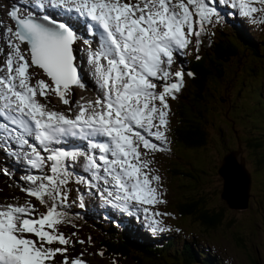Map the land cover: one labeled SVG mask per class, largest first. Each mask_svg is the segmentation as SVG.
Here are the masks:
<instances>
[{"label":"snow or ice","instance_id":"snow-or-ice-1","mask_svg":"<svg viewBox=\"0 0 264 264\" xmlns=\"http://www.w3.org/2000/svg\"><path fill=\"white\" fill-rule=\"evenodd\" d=\"M31 2L42 12L62 9L91 22L100 41L91 60L103 94L95 101L77 102L75 115L50 108V94L70 105L73 86H83L73 48L78 34L69 23L51 15L38 18L28 11L22 16L19 4L11 8L8 15L16 28L5 29L11 50L0 68V139L15 141L19 152L9 154L22 156L27 166L38 171L20 177L27 182L21 191L47 210L39 212L30 201L0 203V264H57L58 255L62 257L59 264H88L83 253L68 256L73 241L59 230V225L67 222V213L61 209L67 201L64 186L72 178L69 169L73 163L85 157V168L91 172L92 179L78 176L80 183L92 189L97 187L93 180L102 181L106 187L99 194L109 204L124 209L139 206L137 210L150 213L152 223L159 226L156 217L166 214L151 209L166 203L160 190L162 178L152 169V159L146 157L148 152L170 150L152 138L164 145L169 142V98L176 99L186 84L183 67L173 72L172 66L178 56L187 54L192 37L199 45V38L220 19L217 5L231 4L244 16L264 13V8L254 6L255 0ZM259 3L264 5V0ZM25 43L29 55L21 50ZM33 66L42 69L49 80L33 83ZM187 76L195 73L189 71ZM157 82L162 86L159 91ZM68 137L83 139L90 151L60 146ZM101 137L104 139H98ZM46 167L50 174L43 172ZM0 171L11 174L6 168Z\"/></svg>","mask_w":264,"mask_h":264},{"label":"rangeland","instance_id":"rangeland-1","mask_svg":"<svg viewBox=\"0 0 264 264\" xmlns=\"http://www.w3.org/2000/svg\"><path fill=\"white\" fill-rule=\"evenodd\" d=\"M17 4H19L25 11H28L29 5L34 6L30 1L25 4V0H0V56H3L4 53L11 50L5 40L8 36L5 29L7 27L13 28V25L16 28L15 21L8 15V13L11 8ZM254 6L264 8V5L260 4L259 0H255ZM218 7L226 9V20H234L239 25L244 24L249 33H252V37L257 36L260 32L264 31V13H254L241 19L237 16L234 8H230L224 4H219L217 5V8ZM21 8L20 11L23 13ZM37 10V7L33 8V12L37 13ZM51 14L53 15L54 12H51ZM218 22L223 26L220 25L222 30L228 28V22L222 21L221 19H219ZM84 33L87 35L85 30ZM207 34L214 38L216 36L215 29L210 27ZM86 40H88V38ZM82 41L83 40L78 39L73 45L75 51L80 52L79 57L81 58V65L82 63H86V59L90 53L89 47L86 45L87 42ZM27 46L26 43L22 44L21 50L26 55H29ZM238 47L240 49L244 48L242 44H238ZM5 60L6 59H2V62H0V68H2V64L5 63ZM186 62V55L178 56L176 62L172 66L173 72L180 70V63ZM232 70L235 71L234 75L231 76V84H229L228 80H226L225 83H216V87L220 89L221 96L224 97L223 102L219 101L218 98L217 101L213 100L211 102L219 107H223L224 100L229 97V99H232L233 103H235L234 107L225 111V109L211 108L207 103L204 105L206 108L205 117L209 120H214V122L209 124L207 128L210 140L207 141L206 138L204 145L185 148L183 144L174 142L171 138L169 139V136L167 135L169 142L166 145H164L163 142L160 143L162 146L170 150L148 152L146 158L152 159V169L155 170V174H159L162 178L160 182L162 187L160 190L163 193V199L166 201V203H160L153 206L151 210L154 209L155 211V209H157V212L166 214L158 216L163 220L165 230L173 229L179 233L180 237L186 235L185 237L191 238L193 236L195 239L193 241L199 245V248L208 252L209 255L215 256L219 260V264H264V220L260 219L257 214L262 212L264 217L262 205L263 200L261 199L260 188H256L263 186L264 136L261 140V152L254 157L250 145L252 142L256 141V139L251 138V133L249 131V128H253L254 125L264 131V124L262 125V122L264 121V82L262 85L264 71L260 69L258 76L252 80H245L241 83V86H239L240 80L238 81V84L236 81L238 80V77L242 75L243 71L241 70V67ZM232 70L228 71L232 72ZM30 72L36 73V76L32 81L33 83H35L37 79H44V77L47 79H45L46 81L49 80L43 70L38 67H31ZM224 74L225 77H223V80L226 79L227 71L224 72ZM237 75L239 76L237 77ZM185 81L187 83L186 77ZM215 81L217 80L215 79ZM83 87L89 88L90 84H85L82 87L73 86L69 94V99L72 101V104L70 105H64L58 96L54 93L50 94L52 103L49 104V107L70 115L71 112L69 109L71 108L73 110V103L80 102V94L84 91V89L82 90ZM161 87V83L157 82L158 91L161 90ZM91 92L93 93L92 89ZM91 98H94V96L91 95ZM37 99L42 103H46L44 98L40 96ZM169 104L171 108V119L174 107L170 100ZM184 113H186L185 110ZM227 117H229V119H227ZM257 136H259V134H257ZM153 141L157 143L155 138ZM141 151L145 150L141 148ZM231 155H234V157ZM224 159H230L226 162L229 167H231V170L233 171V169H235L239 179H244L245 181V183H243L245 184V188L242 189L240 186L239 189L242 195L240 205H229L221 196V190L223 191V178L219 173L218 168L222 166ZM0 160L2 162L11 161V155L4 146L0 148ZM19 160L22 159L19 158ZM83 160L84 159L79 158L75 162V166L78 167L79 164L82 165ZM183 161L189 162V166L184 164ZM240 161H244V165L250 174V187H252L253 194H249L248 197L251 196L250 198L254 201L255 206L252 203L248 206L246 205L247 203L245 204V201L247 200V175L239 163ZM24 165H27L25 161ZM4 166V168L11 167L12 164L6 162L4 163ZM14 168H12V171ZM169 168H178L181 171H190L194 174H198V179L184 176L182 174L172 175L170 174ZM82 170L87 172V170H84L83 168ZM31 172H34L33 174H39L37 170L32 169ZM14 173H16V177L19 178L20 174L15 171ZM47 173L50 174V171ZM73 173L76 179L80 176L75 171ZM12 177L14 178V174H12ZM22 183H25V181ZM24 186H27V183ZM182 186H185L186 189ZM253 186L256 189H253ZM21 188L22 186H9V188L7 187L5 189L0 188V202L24 204L26 201H30L32 204L36 205L39 212H43L39 201L21 191ZM197 193H205L206 207L209 208L214 206L215 208L219 207V209H222V216L218 221L219 223L217 222L218 224L215 228L209 227L205 229L203 225L194 220L192 214H181L178 211H175L171 206L172 200L178 203L184 202L183 197L189 198L192 194L194 195ZM92 200L96 207L99 208L98 201L96 199ZM75 203L80 204L81 201L76 200ZM244 204L246 206H244ZM147 215L152 218L150 213ZM134 218L137 219V215H135ZM156 219L158 218L156 217ZM59 230L68 236V233L72 232L73 226L71 228H66V226L62 225L59 227ZM147 231H149V229L146 230L145 236L149 237L150 234H147ZM83 233L84 235L86 234L81 230L76 231V234L80 236H82ZM161 234L166 233H156L151 240L160 242L162 237ZM76 236L71 238L73 243L68 246L67 254L70 255V258H72L71 256H78L83 253V258L88 264H115L114 261L103 258L99 254L100 252L96 250V247L93 246L91 240L86 239L87 243L84 242L82 245L79 243L80 240L78 239L75 242ZM53 247L63 246L54 244ZM57 257L61 256L58 255Z\"/></svg>","mask_w":264,"mask_h":264},{"label":"trees","instance_id":"trees-1","mask_svg":"<svg viewBox=\"0 0 264 264\" xmlns=\"http://www.w3.org/2000/svg\"><path fill=\"white\" fill-rule=\"evenodd\" d=\"M218 12L221 16H224V13ZM227 25L228 28L224 30L217 23L210 25L208 29L210 27L215 29L216 36L214 38L208 34L201 36L199 39L202 43L199 45L194 43V46L190 47V51L186 55L187 62L180 63V66L184 69L187 83L177 95V98L171 99L174 110L169 124V134L174 142L183 144L185 148L204 145L206 138L207 141L210 140L207 128L214 120L205 117V103L211 108L225 109V111L234 107L235 103L229 97L224 100L223 107L211 102L213 100L217 101V98L223 102L224 99L221 96L220 89L216 87V83H225L228 80L231 84V76L234 75L235 71L232 69L238 67H241L243 71L241 76L237 75L239 77L236 82L238 84L240 80L239 86L245 80H252L258 76L260 69L264 71V31L252 37V33H249L244 24L239 25L236 21L229 20ZM238 44H242L245 49H240ZM228 70H232V72ZM189 71L195 73V76H187ZM226 71L227 76L223 80ZM263 82L264 74L262 85ZM184 110L186 113H184ZM249 131L251 138L256 139L251 145L248 144L252 147L253 156L255 157L256 154L261 152L260 146L264 131L256 125L249 128ZM183 163L189 166V162L183 161ZM0 169H3L1 165ZM169 169L172 175L182 174L198 179V174L190 171H181L178 168ZM12 182L10 175L0 171V188L5 189ZM182 187L185 188V186ZM256 188H260L261 199L264 203V179L263 186ZM256 188L253 186V189ZM64 191L67 194V201L61 210L67 213V222L60 224L59 227L63 225L66 228H71L73 226L72 232L68 233L71 238L77 235V230L85 232V235L84 233L82 236L77 235L75 242L77 239H82L86 243L87 240H91L96 250L103 252L101 256L114 261L115 264H219V260L215 256H211L208 252L199 248V245L193 241L195 240L193 237L188 239L180 237L176 232H168L161 237L160 242L153 241L151 236H143L142 232L136 233L130 227L133 224L122 221L119 223L117 222L118 219L112 216L110 218L104 217L99 209L89 205L85 196L76 197L71 187V181L64 186ZM204 194L197 193L192 194L189 198L183 197L184 202L179 203L172 200L171 206L181 214H192L194 220L203 225L205 229L215 228L222 216V209L214 206L206 207V195ZM249 194H253L252 187L248 191ZM250 197L247 196V206L250 203L255 206ZM77 198H79L83 207L75 203ZM41 208L43 212H46L45 206L41 205ZM257 214L260 219L264 220L262 212Z\"/></svg>","mask_w":264,"mask_h":264},{"label":"bare ground","instance_id":"bare-ground-1","mask_svg":"<svg viewBox=\"0 0 264 264\" xmlns=\"http://www.w3.org/2000/svg\"><path fill=\"white\" fill-rule=\"evenodd\" d=\"M35 6H31V5H29L28 6V11H32L33 12V8H34ZM39 12H41V10L38 8V10H37V13H39ZM55 13H57L56 11H55ZM59 21L60 22H67V23H69L74 29H77V30H79V31H82V29H83V27H82V22L80 23V25L79 26H77V25H75V23L71 20V19H69L67 16H62L60 19H59ZM6 24V23H5ZM1 27V26H0ZM82 42H84V41H82ZM82 42H81V44H82ZM86 45L88 46V44L86 43ZM89 45H91V47H93V48H97V47H99V44L94 40V42H91V43H89ZM90 50V49H89ZM78 52L79 51H76V53H77V56H78ZM79 54H80V52H79ZM84 54V53H83ZM78 58H80L79 56H78ZM87 58V57H86ZM2 59H6V53H4V55L3 56H1V58H0V62H2ZM82 67H80V69H79V75H81V74H85V76H90V75H92L94 78H95V80H97V81H99V77H98V74L96 73V71H95V67H96V65H95V63L94 62H92V60H91V53H89V55H88V58L86 59V63H85V66H84V64L83 65H81ZM5 72H6V70H4ZM30 71H31V68H30ZM33 71V70H32ZM44 75V74H43ZM44 77V76H43ZM44 79H46L45 77H44ZM47 80V79H46ZM90 84V83H89ZM92 86V87H91ZM84 89V91L83 92H81V94H80V96H81V98H80V102L79 103H82L83 101H87L90 97H91V94H93V95H100L101 94V92H102V89L99 87V88H96L94 85H92V84H90V87L89 88H85V87H83L82 88V90ZM91 89H92V91H93V93L91 92ZM37 98H39V96H37ZM45 101V100H44ZM46 102V101H45ZM50 103H52V101L50 102ZM55 108V107H54ZM53 109V108H52ZM73 110H78V104H77V102H74L73 103ZM232 156V155H231ZM228 157H230V156H228ZM233 157V156H232ZM230 159H228V160H226V159H224L223 160V163H222V166H221V171L224 173V175H226L227 173H228V175L230 176V177H228V178H231L232 179V182H233V184H232V186H230V195L234 198L233 200H230V197H228L227 198V200L231 203V204H238V205H240V203L239 202H241L242 201V195H241V192L239 191V189H240V186L242 187V189H244L245 188V184H243V183H245V181H244V179H239V177H238V175H237V173H236V171H235V169H233V171L231 170V167H229V165L227 164V162L229 161ZM227 161V162H226ZM85 164H86V160H83L82 161V165L81 164H79V166H81L84 170H86V168H85ZM220 170H219V172L220 173H222ZM222 173V174H223ZM225 179V178H224ZM227 180L228 179H226V183H227ZM225 181V180H224ZM224 181H223V183H224ZM247 182V181H246ZM250 184H251V178H250ZM226 186H227V184H226ZM225 187V186H224ZM224 187H223V190H224ZM224 192H227V191H225L224 190ZM224 195H225V193H224ZM247 196H248V194H247ZM69 204V203H68ZM138 217V216H137ZM108 230V229H107Z\"/></svg>","mask_w":264,"mask_h":264},{"label":"water","instance_id":"water-1","mask_svg":"<svg viewBox=\"0 0 264 264\" xmlns=\"http://www.w3.org/2000/svg\"><path fill=\"white\" fill-rule=\"evenodd\" d=\"M234 156V155H233ZM240 164H241V166L244 168V162L243 161H240ZM221 166L218 168L220 171H221ZM244 171H245V173H246V175H247V187H246V191H247V194H248V191H249V187H250V174H249V172L246 170V168H244L243 169ZM222 172V171H221ZM220 173V172H219ZM223 173V172H222ZM222 173H220L221 175H222V177H223V181H224V183H223V187H224V190L225 191H227V192H225V195L223 194V192H224V190L221 192V196L223 197V199L226 201V203H228L229 205H232L228 200H227V198L228 197H230V200H233L234 198L230 195L231 193V189H230V186H232V184H233V182H232V179L231 178H228V177H230L229 175H228V173L226 174V175H224V173L222 174ZM225 178V179H224ZM226 179H228L227 180V183H226ZM226 184H227V186H226ZM247 203V200L245 201V204ZM244 204V206H246ZM233 205H235V204H233ZM236 206V205H235Z\"/></svg>","mask_w":264,"mask_h":264}]
</instances>
